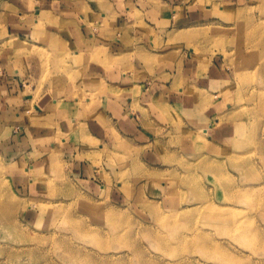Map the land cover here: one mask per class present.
I'll return each mask as SVG.
<instances>
[{
	"label": "crops",
	"instance_id": "0c3cea01",
	"mask_svg": "<svg viewBox=\"0 0 264 264\" xmlns=\"http://www.w3.org/2000/svg\"><path fill=\"white\" fill-rule=\"evenodd\" d=\"M222 2L235 9L242 0L218 1L219 12ZM213 6L207 0H0V153L7 176L9 169L12 180L18 173L33 196L35 181L52 171L59 176L63 163L91 184L106 173L118 179L132 163L157 162L169 153L168 142L191 154L198 136L214 144L229 139L231 66L220 54H168L169 39L203 21ZM130 178L117 181L129 196L139 187Z\"/></svg>",
	"mask_w": 264,
	"mask_h": 264
},
{
	"label": "rangeland",
	"instance_id": "374dc122",
	"mask_svg": "<svg viewBox=\"0 0 264 264\" xmlns=\"http://www.w3.org/2000/svg\"><path fill=\"white\" fill-rule=\"evenodd\" d=\"M207 1L213 10L175 33L168 54H220L231 66L232 136L219 144L198 136L191 154L168 142L157 162L91 184L63 163L59 176L35 181L33 196L18 173L7 176L0 153V264H264V0L222 2V12L220 0ZM132 176L139 187L129 196L117 181Z\"/></svg>",
	"mask_w": 264,
	"mask_h": 264
},
{
	"label": "bare ground",
	"instance_id": "6f19581e",
	"mask_svg": "<svg viewBox=\"0 0 264 264\" xmlns=\"http://www.w3.org/2000/svg\"><path fill=\"white\" fill-rule=\"evenodd\" d=\"M184 34H186V32H184V33H181L180 35H184ZM0 197H1V195H0ZM160 211V210H159ZM5 202L4 201H2L1 200V198H0V221H4V220H6V218H5ZM170 216H167V217H164L161 221H163V222H167L169 219ZM115 226L116 227H118V225L115 223ZM77 227H79V230L80 231H82V230H87V227L86 226H84V225H77ZM86 227V228H85ZM164 235V234H163ZM162 235V236H163ZM163 238H164V236H163ZM73 250V249H72ZM71 251V250H70ZM69 251V252H70ZM75 252L78 254V253H80V250H75ZM73 253V252H72Z\"/></svg>",
	"mask_w": 264,
	"mask_h": 264
}]
</instances>
